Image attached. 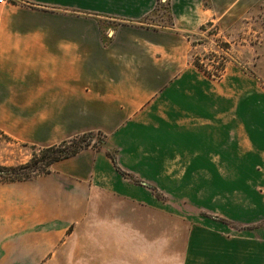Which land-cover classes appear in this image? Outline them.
I'll return each mask as SVG.
<instances>
[{
    "label": "crops",
    "instance_id": "0c3cea01",
    "mask_svg": "<svg viewBox=\"0 0 264 264\" xmlns=\"http://www.w3.org/2000/svg\"><path fill=\"white\" fill-rule=\"evenodd\" d=\"M17 1L0 0V133L103 143L0 182V264H264V90L190 61L191 34H231L263 0ZM161 1L170 27L144 24Z\"/></svg>",
    "mask_w": 264,
    "mask_h": 264
},
{
    "label": "rangeland",
    "instance_id": "374dc122",
    "mask_svg": "<svg viewBox=\"0 0 264 264\" xmlns=\"http://www.w3.org/2000/svg\"><path fill=\"white\" fill-rule=\"evenodd\" d=\"M19 3L17 0H5ZM9 3V2H8ZM168 6L165 1L145 21L144 24L157 27H170ZM246 18L248 24L246 25ZM245 19L239 20L230 34L229 30L223 33L227 40L222 39L223 34L218 35L215 27H206L205 31L191 34L190 41L195 49L191 50V61H201L207 69L213 67L236 66L239 71L254 80L264 90V0L255 6ZM253 19V20H252ZM250 20V22H249ZM232 35V36H231ZM231 36V38H230ZM229 39V41H228ZM244 46V47H243ZM223 77L221 79H223ZM80 138V137H79ZM103 137L97 134L78 139L70 149L81 145L100 147ZM47 147H36L7 141L0 135V167H18L32 161L30 168L23 170L25 175H41L49 168H45L42 161V151ZM216 221L231 225L226 219L209 214Z\"/></svg>",
    "mask_w": 264,
    "mask_h": 264
},
{
    "label": "trees",
    "instance_id": "16d2710c",
    "mask_svg": "<svg viewBox=\"0 0 264 264\" xmlns=\"http://www.w3.org/2000/svg\"><path fill=\"white\" fill-rule=\"evenodd\" d=\"M8 2L12 3V4H16L15 2H12V1H8ZM157 7L155 8V10L157 9ZM154 11H153V13H154ZM209 25H210V23H208L205 26L200 27V30L201 31L205 30L206 27H208ZM192 45L194 46V43H192ZM191 63L198 70H200L203 74H205L207 77H209L211 79L220 80L222 78V74L224 71V67H222V66L213 67L211 70H209L204 65H202L201 61H199V60L198 61H195V60L191 61ZM0 135L3 136L5 138V140L10 141V139L5 137L3 134L0 133ZM90 135H93V134L92 133L83 134L81 136H77V137H74L72 139L63 141L57 145H53V146L44 148L42 151V161H44L43 166L45 168H47V167L49 168V166L52 163L59 161L61 159L73 156V155L77 154L80 150L89 147L88 144L85 146L78 145V146L73 147L72 149H70L69 146L73 145L76 141H78V139L85 138V137H88ZM97 135H100V134H97ZM31 163H32V161H30L26 165L18 166V167H0V182L1 183H11V182H15V181L28 180V179L34 177V175H25V173L22 172L25 169L28 170V168H30V166H31Z\"/></svg>",
    "mask_w": 264,
    "mask_h": 264
},
{
    "label": "built area",
    "instance_id": "2783aa9c",
    "mask_svg": "<svg viewBox=\"0 0 264 264\" xmlns=\"http://www.w3.org/2000/svg\"><path fill=\"white\" fill-rule=\"evenodd\" d=\"M222 77H223V74H222Z\"/></svg>",
    "mask_w": 264,
    "mask_h": 264
}]
</instances>
